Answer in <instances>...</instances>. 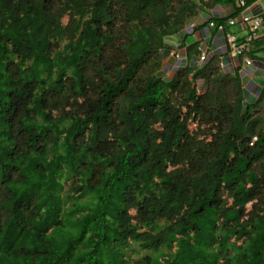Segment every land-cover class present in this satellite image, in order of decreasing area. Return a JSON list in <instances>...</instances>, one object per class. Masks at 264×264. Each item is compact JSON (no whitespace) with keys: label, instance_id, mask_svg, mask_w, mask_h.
Returning a JSON list of instances; mask_svg holds the SVG:
<instances>
[{"label":"trees","instance_id":"obj_1","mask_svg":"<svg viewBox=\"0 0 264 264\" xmlns=\"http://www.w3.org/2000/svg\"><path fill=\"white\" fill-rule=\"evenodd\" d=\"M239 1L0 0V264H264V37L183 36Z\"/></svg>","mask_w":264,"mask_h":264},{"label":"built area","instance_id":"obj_2","mask_svg":"<svg viewBox=\"0 0 264 264\" xmlns=\"http://www.w3.org/2000/svg\"><path fill=\"white\" fill-rule=\"evenodd\" d=\"M238 8H241L243 11L238 15L232 17L228 21V25L232 27L240 28L245 31L242 37L236 38L226 31L225 25H220L218 27V34L212 38L208 30H199L197 21L193 20L190 22L184 31L185 34H199L200 37H203L206 42L209 41L207 46H202L204 52L200 55V64H204L208 61L209 50L211 46L213 50H218L227 54V62H224L222 65L226 70L232 65L238 63V57L247 52L250 48L251 43L254 40H257L261 37H264V8L259 2H255L248 5L246 0H240L238 2ZM224 13L221 11L215 10L214 16H224L229 12L227 9H223ZM211 27H216L215 22L211 23ZM201 48V49H202ZM184 50H174L172 56L175 60L182 61L184 60ZM244 71L248 74L250 82H253L256 76H258L261 71V67L258 66L254 60L247 58L245 60ZM256 85V83H255Z\"/></svg>","mask_w":264,"mask_h":264},{"label":"rangeland","instance_id":"obj_3","mask_svg":"<svg viewBox=\"0 0 264 264\" xmlns=\"http://www.w3.org/2000/svg\"><path fill=\"white\" fill-rule=\"evenodd\" d=\"M258 1H259V3H260V4L263 6V8H264V0H258ZM232 10H233V8H228V11H229V12L232 11ZM218 11H221V13H224V11H223L222 8L218 9ZM229 32H230L231 34L237 35L238 32H240V28H237V27H231V28L229 29ZM239 35H240V33H239ZM183 36H185V33L183 34ZM197 39H198V36H197L196 33L189 34V35L186 36V43H187L188 45L193 44V43H195V42L197 41ZM170 42H171V43H170L169 45H172V46H174L175 43H177V42H174V41H170ZM179 49H180V48H179ZM169 57H170L171 60H175V58H174L173 56L170 55V56H168V58H169ZM176 61H177V60H175V62H176ZM174 64H175V63H174ZM174 64H173V65H174ZM173 65H172V66H173ZM166 66H167L166 63H164V69H165ZM174 68H175V67H170V68H168L167 70H165V73L168 72V75L171 77V76L174 74L175 70H176V69H174ZM258 78H259V77H256L255 80L257 81ZM190 128H191V130H195V129L197 128V125L194 124V123H191ZM231 202H232V200H231ZM251 208H252V203L248 205V210H250Z\"/></svg>","mask_w":264,"mask_h":264},{"label":"crops","instance_id":"obj_4","mask_svg":"<svg viewBox=\"0 0 264 264\" xmlns=\"http://www.w3.org/2000/svg\"><path fill=\"white\" fill-rule=\"evenodd\" d=\"M202 15H204V14H202ZM201 15V17L199 18V20H202V18H203V16ZM209 32H211V31H209ZM230 33V32H229ZM239 33H240V35H239ZM210 34V33H209ZM231 34V33H230ZM243 34H245V32L243 31V30H241L240 29V32H238V34L237 35H234V34H232V35H234V36H236V37H242L243 36ZM197 36L199 37V34H197ZM203 44H204V46H207V44H209V41L208 42H206V41H203ZM215 50H213V47L211 46V49H210V52H214ZM217 51V50H216ZM165 63H166V67H165V70H167L168 68H170V67H175L174 69H176V65L177 64H179V63H181V61H176L175 62V60H171L170 59V57L168 58L167 57V60L165 61ZM175 63V64H174ZM174 64V65H173ZM173 65V66H172ZM257 77V76H256Z\"/></svg>","mask_w":264,"mask_h":264},{"label":"bare ground","instance_id":"obj_5","mask_svg":"<svg viewBox=\"0 0 264 264\" xmlns=\"http://www.w3.org/2000/svg\"><path fill=\"white\" fill-rule=\"evenodd\" d=\"M222 9H226V8H224V7H221ZM245 32V31H244ZM228 34H230V33H228ZM230 35H232V34H230ZM232 36H234V35H232ZM234 37H236V36H234ZM236 38H239V37H236ZM203 46H204V44H203ZM204 52V48H202V53ZM209 54H210V50H209ZM232 66V65H231Z\"/></svg>","mask_w":264,"mask_h":264},{"label":"clouds","instance_id":"obj_6","mask_svg":"<svg viewBox=\"0 0 264 264\" xmlns=\"http://www.w3.org/2000/svg\"><path fill=\"white\" fill-rule=\"evenodd\" d=\"M171 56H172V54H171ZM180 64H181V63H179V64L176 65V69L180 66Z\"/></svg>","mask_w":264,"mask_h":264}]
</instances>
